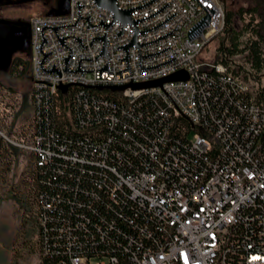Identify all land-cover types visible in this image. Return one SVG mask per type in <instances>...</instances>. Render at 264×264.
I'll return each instance as SVG.
<instances>
[{
    "label": "built area",
    "instance_id": "obj_1",
    "mask_svg": "<svg viewBox=\"0 0 264 264\" xmlns=\"http://www.w3.org/2000/svg\"><path fill=\"white\" fill-rule=\"evenodd\" d=\"M117 9L134 18L133 28L96 0H68L64 15L30 17L32 118L20 146L36 155L38 166L54 152L38 128L46 111L65 117L67 128L89 138L101 136L99 153L82 157L106 166L108 152L120 158L111 137L144 155L134 174L116 168L109 192H127L143 212L131 246L132 264H233L227 66L204 62L206 46L224 29L222 0H115ZM202 65V73H195ZM184 71L187 80L133 89L132 84L161 80ZM237 76L236 103L241 255L243 264H264V103L248 82ZM116 100L90 95L98 87ZM60 86H67L66 93ZM198 109L185 111L188 99ZM149 110V111H148ZM150 120L161 136L139 131ZM171 129L180 130L172 137ZM192 135V140L189 139ZM59 151L66 144L58 145ZM79 157L77 151L71 160ZM173 167L177 181L165 184L164 168ZM161 181L159 193H144L145 180ZM204 203V210H197ZM50 204H46V209ZM33 208L38 229L46 216ZM37 229V231H38ZM40 232L38 231V236ZM47 252V251H45ZM82 254L71 256L79 264ZM98 264H121L113 255H97Z\"/></svg>",
    "mask_w": 264,
    "mask_h": 264
},
{
    "label": "trees",
    "instance_id": "obj_2",
    "mask_svg": "<svg viewBox=\"0 0 264 264\" xmlns=\"http://www.w3.org/2000/svg\"><path fill=\"white\" fill-rule=\"evenodd\" d=\"M252 2L250 8H239L232 11L225 5V25L212 40H218L216 48V64L227 66V72L236 76L239 71H244V67L235 61V57L245 54L248 63L255 74L245 75L247 80L253 81L258 87L256 100L264 103V0H249ZM248 16L249 22L242 25L241 29L235 27L234 21L243 20ZM255 19L258 22L255 23ZM244 34L253 36L255 39L242 47L240 37ZM234 66L232 67V64ZM23 67L18 73V77L30 76L29 56L15 64L13 72ZM237 77V76H236ZM31 80V79H30ZM14 91L11 87H6ZM90 95L98 97L104 96L116 100L117 93L106 90L95 91L86 90ZM228 115L233 121L229 123L228 132L230 142L233 147L239 144L237 134L238 110L235 106L233 96L228 93ZM149 111V110H148ZM67 122L62 115L55 116L53 110L46 111L41 118L38 128L42 131L54 152L46 164L38 166V158L32 155L33 179L32 188L28 199H26V209L29 213L33 208L39 207L41 215L46 216V226L38 229L36 218V228L40 232L37 236V246L40 251V264H70L71 256L82 254L88 263L91 258L97 260V255L116 256L121 264H132V258H127L124 252L125 246H131V238L136 237L138 225L144 219L143 212L128 197L127 192L115 194V201L109 197V192L116 180L113 168L134 174L142 170L144 155L136 150L124 147L130 141L120 136L111 137V144H116L120 149V158L108 152L106 166H98L82 157H90L91 153H99V143L101 136L95 135L85 138L78 132L67 128ZM139 131L145 136H161V130L155 123L147 120L143 121ZM172 137L179 136L180 130L171 129ZM66 144V150L59 151L58 145ZM8 143L0 136V166H10L12 156L6 148ZM10 150V149H9ZM76 150L79 157L71 160L72 152ZM11 154V153H10ZM174 176H167L168 184L177 182L176 172ZM170 177V178H169ZM169 178V179H168ZM50 208L46 209V204ZM37 231V230H36ZM38 235V232H37ZM47 251V252H45Z\"/></svg>",
    "mask_w": 264,
    "mask_h": 264
},
{
    "label": "rangeland",
    "instance_id": "obj_3",
    "mask_svg": "<svg viewBox=\"0 0 264 264\" xmlns=\"http://www.w3.org/2000/svg\"><path fill=\"white\" fill-rule=\"evenodd\" d=\"M227 8L234 11L239 8H250L249 0H226ZM41 3L22 6H7L0 9L3 18L25 17L30 18L44 12ZM250 18L243 20L235 18L237 29L248 23ZM258 19H255V23ZM253 36L244 34L240 37L241 46L254 40ZM218 40L209 42L200 58L204 62L216 63V48ZM236 63L244 67L240 75L248 82L256 97L258 87L245 75L255 74L250 68L248 57L240 54L235 57ZM232 64V63H231ZM234 63L232 64V67ZM23 67H19L14 74L2 79L10 91L0 85V136L8 143L7 149L12 156L10 166H0V264H40V251L37 246V228L31 213L26 209V199L32 188L33 163L32 155L20 146L29 131L32 118V82L28 77H18ZM192 140V135L189 137ZM10 149V150H9ZM11 153V154H10ZM92 261H97L91 258Z\"/></svg>",
    "mask_w": 264,
    "mask_h": 264
},
{
    "label": "bare ground",
    "instance_id": "obj_4",
    "mask_svg": "<svg viewBox=\"0 0 264 264\" xmlns=\"http://www.w3.org/2000/svg\"><path fill=\"white\" fill-rule=\"evenodd\" d=\"M225 12V8H224ZM225 18H226V12H225ZM132 21L129 23H126V29L133 28L134 26V18H131ZM195 73H202V65H195ZM227 84L229 88V94L233 96V100L235 103V106L237 108L236 103V84H237V77L232 75L231 73L227 72ZM185 105V111H193L198 109L197 100L195 98L188 99V103H184ZM238 110V108H237ZM230 122L233 121L232 116L228 115ZM229 134V140H230V133ZM238 145L235 147L231 145V142L229 141V146L231 149L229 164H230V176L232 179L230 194H231V206L233 210V215L231 219V225H232V236L234 240L232 255H233V264H243V259L241 255V236H242V229L240 225V206H241V199L239 194V175H240V168L238 164ZM174 169L173 167H166L164 168V176L163 181L164 185L168 184L166 180L167 176H174ZM169 177V178H170ZM168 178V179H169ZM175 180L177 181V174ZM144 193H159V188H161V181L155 180V179H149L144 181ZM178 182V181H177ZM197 210H204V203H197ZM79 264H98L97 261H91L87 262L84 258L80 257Z\"/></svg>",
    "mask_w": 264,
    "mask_h": 264
},
{
    "label": "flooded vegetation",
    "instance_id": "obj_5",
    "mask_svg": "<svg viewBox=\"0 0 264 264\" xmlns=\"http://www.w3.org/2000/svg\"><path fill=\"white\" fill-rule=\"evenodd\" d=\"M61 0H0V9L41 3L43 15L57 9ZM30 19L25 17L3 18L0 16V83L14 74L15 64L30 55Z\"/></svg>",
    "mask_w": 264,
    "mask_h": 264
},
{
    "label": "water",
    "instance_id": "obj_6",
    "mask_svg": "<svg viewBox=\"0 0 264 264\" xmlns=\"http://www.w3.org/2000/svg\"><path fill=\"white\" fill-rule=\"evenodd\" d=\"M97 3L104 7L107 8L108 10L114 12V16L116 19L120 20L122 23H129L132 21L131 19V15H129V11L128 12H123L117 9L116 6V1L115 0H96ZM223 3L226 2V0H222ZM61 3H59V6L57 9H53L52 11L48 12L47 14H45L46 16H53V15H64L67 13L68 11V0H61ZM188 79V74H186L184 71H176V73L171 74L168 77L165 78H161V80H157V81H149L146 83H140V84H132V88L133 89H145L146 87H154V86H161V84L163 82H176L177 80H187ZM60 90L63 93H66L67 90V86H60L59 87ZM103 88H108L111 90H116V89H123L125 87H105L100 85L98 87L99 90L103 89Z\"/></svg>",
    "mask_w": 264,
    "mask_h": 264
}]
</instances>
